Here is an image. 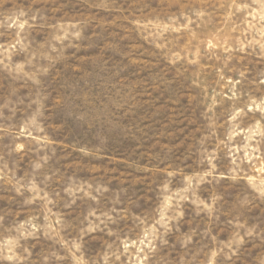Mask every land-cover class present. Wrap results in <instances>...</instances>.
<instances>
[{"label": "rangeland", "instance_id": "1", "mask_svg": "<svg viewBox=\"0 0 264 264\" xmlns=\"http://www.w3.org/2000/svg\"><path fill=\"white\" fill-rule=\"evenodd\" d=\"M0 264H264V0H0Z\"/></svg>", "mask_w": 264, "mask_h": 264}]
</instances>
